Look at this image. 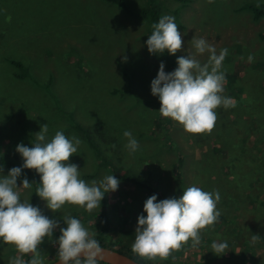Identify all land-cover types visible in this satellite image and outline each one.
<instances>
[{"label": "rangeland", "instance_id": "374dc122", "mask_svg": "<svg viewBox=\"0 0 264 264\" xmlns=\"http://www.w3.org/2000/svg\"><path fill=\"white\" fill-rule=\"evenodd\" d=\"M147 1L126 0V8H120L102 0H0V120L3 122L0 125L4 124L5 127L4 141H9L11 145L8 147L15 151L14 142L21 134L19 132L23 133L25 130V119L35 123L33 128L38 129L32 142H36V133L41 130V125L47 124L46 141L58 130L67 137L76 136L81 140L77 152L68 162L78 165L79 178L86 183L99 181L106 175L115 176L113 168L105 164L106 155H114L107 154L111 153L107 150L108 146H114L115 152L121 151L112 157L114 166H121L124 172L128 171L134 178L155 188L159 194L165 191L168 198L179 197L183 189L195 185L207 192H218V202L222 205L227 204L226 197L230 192L244 201L243 196H253L258 192L259 186H242L239 191H233L226 182L228 178H243L245 174L250 179L264 176V161L261 156L254 164L253 160L248 162L255 168L261 166L258 171L254 172V167L250 166L241 169L237 175L227 177L228 169L224 166V158H218L217 153L209 156L215 147L221 154V146H227V143L217 141V117L212 129L201 133H189L171 118H165L167 123L164 130L158 128L153 118L160 115L155 106V102L159 100L151 95L150 82L156 76L161 61L165 63L166 72L172 71L177 67V56L186 55L184 49L189 47L188 42L193 36L203 37L215 47L217 54L223 48L228 49L222 62L227 66L224 68L227 73L233 66L241 67L243 59V71L238 67L241 72L237 71L240 74L237 82L246 83L247 92L252 93L249 94L250 97L253 96L259 105H263L264 41L260 39V34L264 33V19L254 21L250 14L242 11L244 4L250 0H157L160 1L157 5L162 11L161 17H174L181 33L182 49L175 56H170L167 52L159 56L150 55L145 41L151 33L153 22L152 19L139 17L140 11L147 7ZM219 24L220 29L217 30ZM241 41L251 45L239 57L235 46ZM234 49L235 51H231ZM249 55L252 56L251 61L248 60ZM197 59L201 64L205 63L207 53ZM24 74L25 77H19ZM226 86L225 79L223 88ZM249 86L258 88V92L251 91ZM134 91L140 95L145 93L143 99L148 100L144 102L145 113H142L144 105L141 101L138 110L134 107ZM237 94L233 89L229 90V94L224 91L222 93L231 98L249 97L247 93ZM246 106L242 104V107ZM225 110L220 106L214 111L229 123L234 121L235 115ZM262 116L263 114L258 119ZM257 124L263 125L260 122ZM229 127L233 129L230 133L232 139L240 135L239 138L256 141L253 133V136H248L250 129H254L252 126ZM81 128H89L84 130L89 132V137L97 135V131H111L112 137L105 138L106 143L104 139L98 140L100 153H97L95 147L85 139L86 135ZM125 130L131 131L138 141V148L133 153L124 147L127 143L123 136ZM149 136L152 138H148ZM14 138L16 139L12 142ZM256 145L260 147L259 143ZM15 154L17 157L14 156L10 161L14 165H21L22 158L16 151ZM180 158L184 159L185 164L182 169L184 177L179 179L175 177L173 170L181 161ZM0 169H3L0 175H7L10 168ZM33 175L39 176L35 171ZM24 176L18 178V186H21L20 180ZM27 179L30 181V176ZM213 183L222 187L219 189ZM33 189L31 184L28 188L19 187L16 191L22 201L30 202ZM151 195L153 194L140 184L128 185L123 182L119 183L117 191L105 194L103 200L112 211L110 214L114 221L104 240L106 246H114L136 256L144 264H226L225 259L231 248L235 255L238 254V257H234L236 260L233 264H264V208L257 213L260 207L258 202L250 203L248 210H242L248 219H241L238 223L249 233L247 237H251L252 244L258 245L261 241V246L253 247L250 253L246 254L236 246L229 250L226 247V253L219 259L209 260L206 240L218 237L220 217L227 212L216 208L220 213L218 220L200 230L199 244L194 245L190 239L178 249L170 251L165 259H148L134 254L131 246L135 239L137 217L143 212L144 201ZM157 199L160 200L158 196ZM261 199L264 200V189ZM40 204L45 213L57 214L51 219L61 221L59 218L62 215L58 218L61 209L53 212L43 200H40ZM66 205L71 210L69 215L78 214L77 209L85 211L78 205ZM98 208L99 206L93 211ZM123 213L128 216H123ZM79 221L92 237L99 233L92 229L95 223L84 218H79ZM125 221L127 224L122 225ZM253 227L258 229V234H255V230L252 232ZM57 238L46 236L42 245H38L37 252L43 264L54 260L49 254L57 255ZM220 239L227 244L229 239L237 242L238 237L223 234ZM16 255L18 253L13 245L0 244L2 263L9 264L10 258ZM29 255L32 257L33 254ZM22 259L27 261L25 254ZM222 259V263L217 262Z\"/></svg>", "mask_w": 264, "mask_h": 264}, {"label": "clouds", "instance_id": "9594fccd", "mask_svg": "<svg viewBox=\"0 0 264 264\" xmlns=\"http://www.w3.org/2000/svg\"><path fill=\"white\" fill-rule=\"evenodd\" d=\"M152 29L145 41L150 55L167 52L175 56L182 49V37L174 17H160ZM188 44L184 49L186 55L177 56V67L172 71L166 72L165 63L160 62L150 82V91L160 102L158 112L162 117L178 122L189 133H201L212 129L216 108L235 106L231 97L222 95L225 74L221 66L228 49L223 48L217 54L215 47L203 37L193 36ZM205 53L207 61L201 64L197 57ZM248 60H252L251 55ZM46 133L47 124H44L31 147L18 143L15 151L22 158V164L10 168L7 175H0V244L13 245L18 253L10 258L9 264H43L37 252L38 245L59 228L58 264H98L105 258L104 249L81 222L67 216L62 218L66 226L61 227L39 207L20 199L16 189L28 188L32 182L26 175L20 180L21 186L17 185V180L24 169H34L40 177L36 195L53 212L66 203L91 211L101 206L105 194L117 191L120 181L114 175H106L99 181L86 183L79 178L78 165L68 162L81 140L76 136L67 137L58 130L46 141ZM123 136L127 139L124 147L130 153L135 152L138 141L132 132L125 130ZM0 172L3 173V169ZM219 199L218 192H207L195 185L183 189L179 197L158 200L156 194L151 195L137 217L131 251L143 258L165 259L170 251L190 239L194 245L199 244L200 230L218 220L220 213L216 204ZM226 247V242H213L211 252L221 256L226 253ZM29 253L33 254L32 258L23 260L22 255Z\"/></svg>", "mask_w": 264, "mask_h": 264}, {"label": "trees", "instance_id": "16d2710c", "mask_svg": "<svg viewBox=\"0 0 264 264\" xmlns=\"http://www.w3.org/2000/svg\"><path fill=\"white\" fill-rule=\"evenodd\" d=\"M103 2L109 3V4H115L117 6H119L120 8H126V0H102ZM148 5L145 9H142L139 13V17H142L144 19H152L153 24L156 23L158 21V19L161 17L162 15V11L161 9L158 7L157 0H148ZM242 11L245 13L250 14V16L252 17V20L254 21H258V20H262L264 19V0H250L247 1V3L244 4V6L242 7ZM176 15L177 12H176ZM217 30L220 29V24L219 26L216 28ZM151 33L153 31V29L150 30ZM222 31V30H221ZM148 34L149 35H151ZM260 39L264 41V33L260 34ZM251 43H247L245 44L244 41L239 44H237L235 46V49L237 51V55L240 57L241 55H244V51L248 49V46H250ZM231 50V51H235ZM235 53V52H234ZM233 55V54H231ZM230 55V56H231ZM240 59V58H239ZM241 62L243 64V59H241ZM173 63V62H172ZM171 64V67H173V65ZM16 64V63H15ZM169 64V65H170ZM242 64L241 67L238 66L240 69H242ZM17 65H21L20 63H17ZM227 67L224 64H222L221 66V71L224 72L225 74V79L227 80V86L224 87V92H227L229 94V90L233 89L234 92H237L238 94H245L249 95L251 92H247L246 88H247V84L245 83H241V82H237L238 81V77L240 76L239 72H241L240 69H238V67H234L231 68L229 71L230 72H226L224 70V68ZM257 69V68H255ZM240 70L238 73L237 71ZM243 71V69H242ZM19 76V75H18ZM19 77H25L24 76H19ZM249 89H251V91H256L258 92V88H255V86H249ZM263 90V89H262ZM261 91V90H260ZM237 94V96H238ZM252 94V93H251ZM132 97L135 100V103L133 104L134 107L136 108V110H138L141 107V103L144 105L143 107V111L142 113H145V101L148 100H144L143 98L145 97V93L143 94H139L136 93L135 91L133 92ZM231 97V96H229ZM232 100H234V107H230L228 109H226V112H232L235 115V120L231 121L230 123L224 119V117L219 116V113H216V117H217V123L215 125V128L217 127L218 130V134L216 135L217 141L219 142H224L227 143V146H221L222 149L219 150H223V152L221 154H219L216 151V147L214 148V150L212 152L209 153V156H215L216 153L218 154V158H224V166L228 169V173H227V177H229L231 174L237 175V173L241 170L244 169L246 167H250L251 163H248L250 160H253V164L258 160L259 156H261V159L264 161V104L259 105L253 96L248 98H244L241 99L240 97H234L232 98ZM244 100V101H243ZM152 104H153V100ZM242 104H246V107H242ZM155 106L157 107V109L159 110L160 107V103L158 101L155 102ZM23 107V106H22ZM261 114H263L262 117H260L258 119L259 116H261ZM11 118H13L12 115H10ZM10 118V119H11ZM154 121L156 123V126H158V128H162L164 130L165 124L167 123V120H165L164 117H162L161 115H157L154 118ZM144 120V119H143ZM29 120L26 121L25 119V123H26V127L25 130L22 132H19L21 134H19L16 138L17 140L15 141L16 138H14L13 140H11L12 142L15 143V145H17L18 143H23L27 146H31V142L35 139V132L38 130H35L36 128H33V126L35 125V123L32 122H28ZM1 124L3 123L0 120ZM28 122V123H27ZM87 122V121H86ZM257 122L263 123V125L257 124ZM153 125V124H152ZM230 125L233 126H239V127H246V128H250L252 126V128H254L253 130L250 129L248 136H253V134L256 136V141H250V139H243V138H239L240 135L236 136L234 139H232L231 136V131L233 130L231 127H229ZM92 127V126H90ZM256 127V128H255ZM5 127L4 124L1 126L0 125V167H3L4 169L9 167L12 168L14 166H20L18 164L14 165L12 164V162L10 160H12V158L16 156L15 151L13 149H10L8 146L11 145V143L9 141H4L5 139ZM81 131L84 130H89L88 129H80ZM216 130V131H217ZM253 131V132H252ZM104 131L100 132L97 131L95 132L97 135L93 136V137H89L87 136V134L89 132L84 131L86 138L89 142V144L91 143V145H93L97 151V153H100V147L98 145V140L100 139H104V142L106 143L107 140H105V138L107 137H112V132L111 131H106L105 133H103ZM253 133V134H252ZM29 138V140H28ZM148 138H152L151 136H149ZM13 143V144H14ZM259 143L260 147L257 146L256 144ZM108 151H110L111 153H107V154H117L119 150L114 149V146H108ZM121 152V151H120ZM119 152V153H120ZM118 153V154H119ZM207 153V152H206ZM205 153V154H206ZM107 156L106 158L107 160L105 161V164L107 166H109L110 168H113V172L115 174V176L117 177V179L120 182H123L124 184H140L143 186V188L147 189L150 193L152 194H156L158 196V198L161 199H165L168 198V195L165 193H160L158 191H156L155 188L150 187L149 185H146L145 183H143L141 180H139L138 178H134L135 176H132L130 174H128L126 172H124V170H122L119 167L114 166L113 162H112V157L114 156ZM181 161L177 164L175 170H173L175 177L177 178H182L184 177V173L182 172V169L184 168V164L185 161L183 158H180ZM206 160V156L203 157V161ZM254 167V168H253ZM261 166H255L252 165L251 168H253L254 172L258 171V168ZM35 170L34 169H24L22 172V175H26V176H30V181L32 182L34 189L33 192L31 193V197H30V202H32V204L34 206H37L41 209L42 213L46 216H48L50 219L53 217V215L56 217L57 214H53L50 215V213H45L43 211V207L40 204V198L36 195V190L37 188L40 187V185L38 183H40V177H34L33 172ZM251 175H253V173H251ZM259 179V180H258ZM258 179H250L247 174H245L243 176V178L241 177H234V179H229L228 178V182H226L228 188H230L233 191H239V189L242 186H245L247 188H251L253 185H257L259 186L257 189L258 192H255V194L251 197H245L243 196L244 201H242V199L237 198V196L233 193L230 192L226 199H227V204L226 205H222V203L220 204L219 202L216 204V208H221L223 209V211L227 210L226 215L223 214L220 217L221 223L219 224L220 227L218 228V237H209L206 242L208 244V248L206 249L207 251V257L209 258L210 261H213L215 259H219L220 256L215 255L214 253H212V249H211V244L213 242H223L220 239V236L223 234H228L231 237L237 238V242H233L230 239L227 241V247L228 250L232 247V246H236L239 248H241L243 251H245L244 253H250L252 248L255 246L260 247L261 245V241H259L260 244L255 245L252 244L253 242L251 241V237L248 238V234L247 232H245L246 230L239 226L238 223H240L241 219L242 220H247L248 217L246 216V213H243L242 210L246 209L248 210L249 204L250 203H254L258 202L260 207L257 209V213L260 211V209L264 208V200L261 199V192L264 189V176H262L261 178L258 177ZM217 188H221L222 185L218 184V183H213ZM107 202L105 200H103L101 202V206H99L97 211H83L80 209H77L76 212H78V214H74V215H69L68 212L71 211L70 209H68L67 207V203L65 205H63L61 207V214H58V218L62 215L61 218H59L61 221L60 226L64 227L66 225L63 224V216L65 214L64 217L67 216H72L74 218H77L79 220V218H84L90 222L95 223L94 226H92L93 230H96L97 232L99 231V233L95 236V237H91L96 239L100 245V247H105V248H110L113 250H116L120 253H123L125 255L131 256L129 255L127 252H124L123 250L117 249L116 247H109L106 246L104 244V240L105 237L107 236V233L109 232L112 224H113V217L110 214V212L112 213V211L108 208ZM115 206V205H114ZM117 208H119V205H116ZM89 213V214H88ZM243 213V214H242ZM123 216H128L127 213H123ZM224 223V224H223ZM123 224H127V221L122 222ZM257 227V226H256ZM256 227L252 228V232L255 230V234H258V229ZM251 233V232H250ZM60 232H59V228L55 229L52 235L49 236H55V237H59ZM244 236V237H240ZM264 238V237H263ZM228 239V238H227ZM263 243V242H262ZM42 245V244H40ZM264 246V244H262ZM49 257H51L52 259H54L52 262H50L49 264H53L55 261L58 260V257L53 255V254H49ZM238 257V254H234V251L232 250V248L229 250V256L226 257L225 261L227 262L226 264H230V263H234V261L236 260V258L234 257ZM25 257L27 258V261L29 259H31L32 257L29 254H25ZM134 260H136L137 262H139L140 264H144L145 262L142 260H139L137 257L135 256H131ZM213 258V260L211 259ZM3 261V260H2ZM1 259H0V264H8L6 262L2 263ZM218 263H222V260H217ZM98 264H104L101 262H98ZM209 264H213L209 263Z\"/></svg>", "mask_w": 264, "mask_h": 264}, {"label": "water", "instance_id": "95a60500", "mask_svg": "<svg viewBox=\"0 0 264 264\" xmlns=\"http://www.w3.org/2000/svg\"><path fill=\"white\" fill-rule=\"evenodd\" d=\"M104 249V259L99 261L104 264H140L136 260H134L131 256L120 253L116 250L101 247ZM53 264H58V260ZM71 264V262H70Z\"/></svg>", "mask_w": 264, "mask_h": 264}, {"label": "flooded vegetation", "instance_id": "af4514ba", "mask_svg": "<svg viewBox=\"0 0 264 264\" xmlns=\"http://www.w3.org/2000/svg\"><path fill=\"white\" fill-rule=\"evenodd\" d=\"M136 257V256H135ZM139 259V258H138ZM140 260V259H139Z\"/></svg>", "mask_w": 264, "mask_h": 264}]
</instances>
